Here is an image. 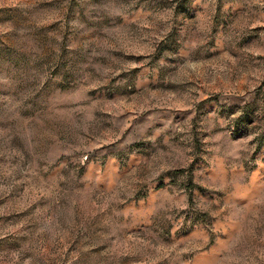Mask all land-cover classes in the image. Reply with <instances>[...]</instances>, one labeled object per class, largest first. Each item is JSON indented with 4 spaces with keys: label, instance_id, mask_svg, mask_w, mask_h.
Instances as JSON below:
<instances>
[{
    "label": "rangeland",
    "instance_id": "1",
    "mask_svg": "<svg viewBox=\"0 0 264 264\" xmlns=\"http://www.w3.org/2000/svg\"><path fill=\"white\" fill-rule=\"evenodd\" d=\"M0 264H264V0H0Z\"/></svg>",
    "mask_w": 264,
    "mask_h": 264
}]
</instances>
